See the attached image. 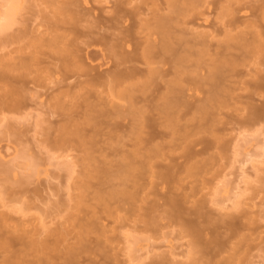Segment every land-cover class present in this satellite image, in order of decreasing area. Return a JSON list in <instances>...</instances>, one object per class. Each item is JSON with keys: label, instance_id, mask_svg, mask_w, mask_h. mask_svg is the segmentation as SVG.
<instances>
[{"label": "rangeland", "instance_id": "1", "mask_svg": "<svg viewBox=\"0 0 264 264\" xmlns=\"http://www.w3.org/2000/svg\"><path fill=\"white\" fill-rule=\"evenodd\" d=\"M10 1L0 0V25ZM166 2L16 0L11 22L0 29L4 232L34 239L58 232L62 249L76 243L71 233L95 230L96 223L107 233L93 231L85 242L107 249L93 248L100 251L94 255L88 248L77 264H192L200 254L189 253L190 237L164 217L162 204L175 198L185 217L205 229L207 251L222 243L215 264H264V120L242 130L230 123L264 106V0H177L173 15ZM118 9L142 15L107 22ZM158 17L174 18L166 27L174 50L185 48L187 80L207 74L205 65L218 59L219 77L211 83H222L220 97L206 113L167 115L160 98L136 104L156 95L160 79L133 80L132 95L110 87L105 72L120 69L111 64L117 41L90 34L99 31L96 18L108 37L132 26L139 38ZM190 88V102L205 97L206 87ZM119 104L123 112L114 111ZM154 152L161 155L150 158ZM122 188L128 194L117 193ZM85 219L93 228H80Z\"/></svg>", "mask_w": 264, "mask_h": 264}, {"label": "bare ground", "instance_id": "2", "mask_svg": "<svg viewBox=\"0 0 264 264\" xmlns=\"http://www.w3.org/2000/svg\"><path fill=\"white\" fill-rule=\"evenodd\" d=\"M167 8L169 9L170 13L178 14V8L176 6L177 0H167ZM17 8L16 0H11L8 6L7 11L5 12V24L0 25V29H3L8 23L11 22L15 10ZM141 9H137L135 12L127 11V10H117L116 16L111 17L109 19H106L107 22L115 23H121L122 18L124 15L132 14L138 17L139 15H142L140 12ZM194 11V10H193ZM231 14H228L230 16ZM154 21L151 24H148L147 33L144 34L143 37H137L141 36L142 32L137 33L136 30L130 26L129 28H122L120 31V36H106V32L101 33L99 31H102V28L100 27L101 21L99 18H96V22L99 23L97 29H99L98 32H91L90 34H96L100 37L102 40H116L117 44L113 45L112 47L116 48L114 55L117 59L115 61V64L113 62L112 65H116V67L120 68L119 70L115 72L106 71V75L109 76L110 79V87L111 88H122L124 92H120V94H127L132 95V91L130 88H127V85L130 84L135 79L140 78L141 76H146L151 79L156 78L160 79V84L157 83V89H156V95L152 99L144 98L141 99V101H137L136 104H144L146 106L147 103H151L156 98H160L162 100V103L159 105L160 109L164 111L167 115H173L176 116L181 109L185 110H193L195 109L196 112L199 113H206L208 109L214 108L215 104L219 101V90L221 86V82L217 83H211V80L213 78L219 77V66L215 63H218V59L213 60L211 64L205 65L207 69V74L198 75L196 78L198 80H193L195 77L190 76L188 80L186 79L188 77V67L184 65L185 58L181 55V53L185 52V48L180 47L181 52H178L179 50H174L173 43L171 41L172 33L171 31L166 27V23H170L174 20L173 17H158L154 18ZM1 23V22H0ZM232 24V20L230 19L228 21V25ZM182 32V30H180ZM162 34L164 37L161 39L160 43H154V38L156 35ZM156 39V38H155ZM231 39V38H230ZM130 42H134L133 49L128 51L126 49H130ZM187 45V44H186ZM230 49V46H229ZM97 54L96 51H91L88 53V55L91 54ZM45 59V58H44ZM224 59V54H221V58H219V61ZM41 61V60H40ZM42 62V61H41ZM139 64V65H137ZM225 64V63H224ZM200 76V77H199ZM96 77H100V75H97ZM185 79H184V78ZM199 77V78H198ZM192 79V80H190ZM64 81L60 80L58 83H63ZM186 82V83H185ZM185 83V84H184ZM193 85H201L205 90V97L198 98L195 103L190 102V99L192 98L191 88ZM79 85H82V83H79ZM259 86L262 87V84H256V88ZM190 92V93H189ZM131 98V97H130ZM132 102H134V98H131ZM126 106L123 104L116 105L114 108V111L123 112V109ZM176 109V111H174ZM184 110V112H185ZM174 111V112H173ZM250 113L245 116V118H240L243 120H235L232 126L237 127V130H242L245 126H255L257 124H260L262 120H264V106L262 108H253L252 110H249ZM182 111V114L184 113ZM125 113V112H124ZM184 115V114H183ZM233 120V121H234ZM229 124V123H228ZM201 126L203 124H200ZM231 125V124H229ZM204 126V125H203ZM234 130L235 128L232 127ZM153 153V151H152ZM156 154V155H154ZM153 155H150V158H154L156 156H160V152H154ZM120 194H128L127 190L122 188L120 192H117ZM166 198V197H165ZM173 199H165V203L160 206L166 208L168 211V215H164V217L168 218V223H172L174 225H180L185 230V233L187 236L190 237V242L188 244L189 246V253L196 256L200 254L199 256L195 257L193 259L192 264H199L200 261L203 258L209 257L208 264H215L217 258L220 256L219 250H221L222 243H218L215 253H211V251H207L206 244L204 243V240L202 239L203 234V228H200L201 224H198L199 226L195 225V222H191L188 220V218L185 217L184 209H181V204L178 200ZM179 203H178V202ZM240 207V206H239ZM169 208V209H168ZM108 209V208H107ZM163 209V212L165 210ZM183 210V211H181ZM108 211V210H107ZM199 212V211H198ZM190 213V212H188ZM197 212H194L196 214ZM192 214V213H190ZM192 214V216H195ZM200 214V213H198ZM188 215V214H187ZM95 217V214H92V217ZM189 217V216H188ZM199 218H203L201 216H198ZM197 217V218H198ZM89 218V217H88ZM190 218V217H189ZM94 220V218L90 217V220ZM88 220V219H87ZM85 219L84 221H80L79 225L80 228L83 227H90L93 228L92 225L95 223L93 220V224L91 225V222H87ZM203 220H206L203 218ZM89 221V220H88ZM205 224V221H203ZM207 224H209V221H207ZM198 223V221H196ZM203 224V223H202ZM0 251H3L4 256H2V260L0 261V264H17L16 261H20L18 264H77L78 258L80 255L84 252H88L89 249L92 252L93 248L98 249L99 242L96 243V239L92 242H94V245H97L98 247H91L92 244L89 242L91 239H87L86 241L89 242V245H84L85 242L84 235H88L92 232V234L96 231L97 224L95 223L93 226H96L95 230L87 229V231H84L82 233L76 234L71 233L73 238L74 236V242L73 245L70 243L68 246L63 247L62 249L59 248V245L62 243L61 241L64 239L61 233L54 232L47 234L44 238H31L27 233H17V232H4L2 228L6 225L0 224ZM170 227V225H163L160 227V229H165ZM203 227V226H202ZM100 227H98L99 229ZM96 231V234H99L104 232L103 230L99 232L100 230ZM94 231V232H93ZM106 232V230H105ZM104 232V233H105ZM104 233L102 237H104ZM107 233V232H106ZM105 233V234H106ZM70 234V235H71ZM76 234V235H74ZM101 236V235H100ZM98 236V238L100 237ZM109 238V237H106ZM110 239V238H109ZM106 239L104 242V245H106L108 242L110 244L111 239ZM114 239V238H113ZM107 241V243H106ZM103 242V241H102ZM100 242V243H102ZM113 242V241H112ZM111 242V243H112ZM106 243V244H105ZM103 246V244H101ZM111 245V244H110ZM89 246V247H88ZM101 246V248H102ZM107 246V245H106ZM105 246V248H106ZM104 247V246H103ZM89 248V249H88ZM100 248V247H99ZM99 249V250H106V249ZM109 248V247H108ZM88 250V251H87ZM99 250H96L97 253ZM95 249L91 254L94 253V255H97L95 252ZM100 252V251H99ZM107 253V252H105ZM93 256V255H92ZM205 256V257H204ZM93 262V260H92ZM227 260L223 261L220 264H227ZM94 264V263H93ZM156 264V263H153Z\"/></svg>", "mask_w": 264, "mask_h": 264}]
</instances>
